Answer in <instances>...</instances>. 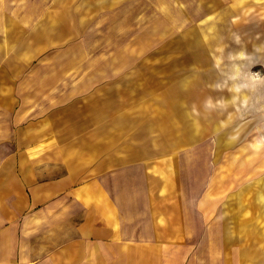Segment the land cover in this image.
Wrapping results in <instances>:
<instances>
[{
	"label": "rangeland",
	"instance_id": "rangeland-1",
	"mask_svg": "<svg viewBox=\"0 0 264 264\" xmlns=\"http://www.w3.org/2000/svg\"><path fill=\"white\" fill-rule=\"evenodd\" d=\"M8 101L69 145L58 176L148 167L193 263L264 264V0H0Z\"/></svg>",
	"mask_w": 264,
	"mask_h": 264
},
{
	"label": "crops",
	"instance_id": "crops-1",
	"mask_svg": "<svg viewBox=\"0 0 264 264\" xmlns=\"http://www.w3.org/2000/svg\"><path fill=\"white\" fill-rule=\"evenodd\" d=\"M24 116L19 101L0 104V264H195L185 202L161 198L148 167L105 169L98 155L92 178L71 162L58 176L46 161L69 145ZM130 172L145 183L129 184Z\"/></svg>",
	"mask_w": 264,
	"mask_h": 264
}]
</instances>
